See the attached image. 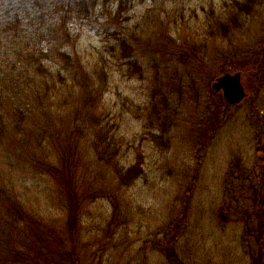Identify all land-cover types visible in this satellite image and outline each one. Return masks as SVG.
I'll use <instances>...</instances> for the list:
<instances>
[{
	"label": "rangeland",
	"instance_id": "1",
	"mask_svg": "<svg viewBox=\"0 0 264 264\" xmlns=\"http://www.w3.org/2000/svg\"><path fill=\"white\" fill-rule=\"evenodd\" d=\"M262 3L264 9V0ZM220 5L221 0H135L133 10L122 13L128 25L148 29L150 61L147 59L145 66L150 67V81L127 76L108 60V54L107 90L100 113L119 137L122 165L130 167L140 160L143 173L128 187L117 181H96L93 173L87 181L79 180L88 195L80 239L87 264H172L162 248L154 246L165 247L161 243L165 234L174 233L184 264H250V240L242 242L248 228L245 219L246 214H260L262 203L247 198L241 209L229 205L234 197L228 196L225 183L234 163L254 169L258 161L254 124L258 123L255 110L264 111V51L258 56L264 40V16L255 13L251 30L245 34L244 29L238 35L240 40L217 42L209 37L206 18L211 6L218 9ZM111 11L113 14L112 7L98 19L73 27L78 54L90 68L103 50L101 26L109 23ZM167 32L172 39L167 38ZM205 41L204 48L201 44ZM204 65L210 71L226 67L230 74L240 73L246 98L238 105H228L223 92L213 90L215 78L224 72L215 71L218 75L212 80L200 68ZM155 74L165 91L174 89L168 92L177 110L171 132L161 145L152 141L139 116ZM177 75L184 77L180 88L172 83ZM65 92L67 88L58 93L60 102L53 111L64 101ZM67 99L63 109L70 107L72 98ZM55 123L56 119L49 121L52 130L57 129ZM30 128L22 130L25 139L0 140V177L30 211L60 232L66 208L51 176L44 172L57 153V139L43 141L45 149L35 148L31 136L39 129L34 124ZM84 164L83 168L90 165L93 172L90 160ZM248 187L246 191H250ZM258 222L255 218L252 230L259 227Z\"/></svg>",
	"mask_w": 264,
	"mask_h": 264
},
{
	"label": "trees",
	"instance_id": "2",
	"mask_svg": "<svg viewBox=\"0 0 264 264\" xmlns=\"http://www.w3.org/2000/svg\"><path fill=\"white\" fill-rule=\"evenodd\" d=\"M134 1L0 0V140L17 136L25 139L22 130L29 129L32 124L39 129L31 136L36 141L35 148L45 149L43 141L57 139V153L49 159V167L44 172L51 176L66 208L64 228L58 232L53 225L30 211L21 197L10 190L0 177V264H87L80 251V239L88 195L82 191L79 180L87 181L93 173L96 181H117L120 186L128 187L143 173L140 160L130 167L122 165L119 137L100 113L107 90L108 54L111 55L108 60L118 64L127 76L150 81L147 69L150 67L145 66V61H150L148 29L141 30L138 25L132 27L122 18L124 11L133 10ZM262 2L221 0L218 9L211 6L206 18L209 37L213 41L231 44L240 40L238 35L244 29H247L245 34L251 30L254 14L264 16ZM110 7L113 10L109 15L110 21L108 24L103 22L101 26L105 37L103 50L98 62L90 68L78 54L73 27L98 19L99 15L107 14ZM167 33V38L172 39ZM201 46L205 48L206 41ZM262 51L264 40L258 56ZM185 62L187 64L188 60ZM200 68L212 80L218 72L229 71L226 67L213 71L205 65ZM174 78L173 85L180 88L183 75ZM158 80V74H155L151 89L149 84L143 115L139 116L145 121L152 141L161 145L171 132L177 110L169 99L168 91L174 89L165 91V86ZM63 88H67L62 95L64 101L59 103L57 111H53L55 104L60 102L58 93ZM68 97L72 98L70 107L63 109ZM220 100L224 102L223 98ZM255 111L258 123L252 122L255 126L254 140L259 143L256 166L246 169L234 163V169L226 175L225 185L228 196L234 197L233 204H228L235 208L241 209L247 198L262 203L258 206L260 214L244 212L248 228L242 242L247 238L250 240L247 242L250 264H264V111ZM39 117L43 120H38ZM54 119L57 121L56 130L49 126V121ZM30 130L33 133V129ZM20 143L26 147L25 142ZM85 160L94 164L93 172L90 165L83 168ZM78 167L83 169L77 171ZM246 186L250 191H246ZM255 218L259 219V227L252 230ZM252 232L253 235L249 236ZM17 233L23 234L18 237ZM165 236L166 239L161 241L165 247H154L162 248L172 264H184L179 256L180 246L175 233ZM13 255V260H8Z\"/></svg>",
	"mask_w": 264,
	"mask_h": 264
},
{
	"label": "water",
	"instance_id": "3",
	"mask_svg": "<svg viewBox=\"0 0 264 264\" xmlns=\"http://www.w3.org/2000/svg\"><path fill=\"white\" fill-rule=\"evenodd\" d=\"M213 90L223 92L224 98L229 105L240 104L247 96L242 84L241 74L226 73L216 79L213 83Z\"/></svg>",
	"mask_w": 264,
	"mask_h": 264
}]
</instances>
